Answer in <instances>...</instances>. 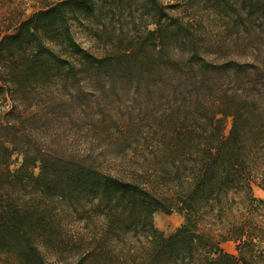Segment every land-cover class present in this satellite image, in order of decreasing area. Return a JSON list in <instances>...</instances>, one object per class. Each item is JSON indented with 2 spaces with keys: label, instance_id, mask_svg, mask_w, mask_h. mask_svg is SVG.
<instances>
[{
  "label": "trees",
  "instance_id": "obj_1",
  "mask_svg": "<svg viewBox=\"0 0 264 264\" xmlns=\"http://www.w3.org/2000/svg\"><path fill=\"white\" fill-rule=\"evenodd\" d=\"M193 2L215 36L169 11ZM38 3L0 35V264L264 257V0ZM90 17L99 51L73 30Z\"/></svg>",
  "mask_w": 264,
  "mask_h": 264
},
{
  "label": "rangeland",
  "instance_id": "obj_2",
  "mask_svg": "<svg viewBox=\"0 0 264 264\" xmlns=\"http://www.w3.org/2000/svg\"><path fill=\"white\" fill-rule=\"evenodd\" d=\"M39 0H0V35L4 32L12 30L14 25L21 19L30 15L35 11L40 4ZM163 2H172L173 0H161ZM171 13H177L181 16H196L197 19L201 20L204 23V28L208 34L214 35L220 28V19L215 15L211 10L205 9L199 4L191 3L188 4V7L185 5L178 6L177 8L170 9ZM149 27H153L152 24ZM95 28V23L90 17L88 19H83L82 23H76L73 26L74 33L77 39L87 48L99 51L100 44L97 38L91 33V29ZM10 100L5 95V93L0 92V121L2 120V115L4 111L9 107ZM222 122V135L225 136L228 133L231 117L230 116H221ZM21 160V155L17 152L13 153L10 167L16 169ZM117 164L116 160L111 161V165ZM35 172L38 170L34 169ZM253 192L256 196L264 198V189H260L256 186L253 188ZM154 224L162 230L165 234H168L174 231L179 226L184 223V216L178 212L165 213L163 211L157 210L153 214ZM215 241L217 237H214ZM229 244L235 245L236 242L230 240ZM220 247L225 250H229L230 246H225V240L219 241ZM237 253V249L235 251ZM53 264V263H49ZM251 264H264V257L253 258Z\"/></svg>",
  "mask_w": 264,
  "mask_h": 264
},
{
  "label": "crops",
  "instance_id": "obj_3",
  "mask_svg": "<svg viewBox=\"0 0 264 264\" xmlns=\"http://www.w3.org/2000/svg\"><path fill=\"white\" fill-rule=\"evenodd\" d=\"M231 241L230 240H225V246L226 245H229L230 248L229 250L225 249L226 252H229V253H233V254H236L235 251H236V246L235 245H231L229 244Z\"/></svg>",
  "mask_w": 264,
  "mask_h": 264
}]
</instances>
